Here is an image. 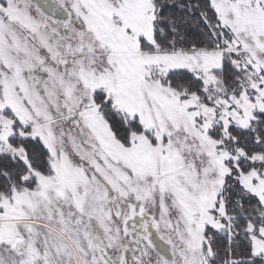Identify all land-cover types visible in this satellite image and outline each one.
<instances>
[{"label":"snow or ice","instance_id":"obj_1","mask_svg":"<svg viewBox=\"0 0 264 264\" xmlns=\"http://www.w3.org/2000/svg\"><path fill=\"white\" fill-rule=\"evenodd\" d=\"M0 264H264V0H0Z\"/></svg>","mask_w":264,"mask_h":264}]
</instances>
